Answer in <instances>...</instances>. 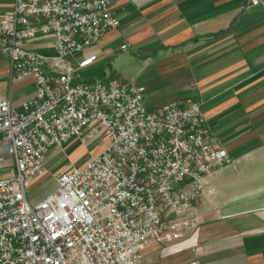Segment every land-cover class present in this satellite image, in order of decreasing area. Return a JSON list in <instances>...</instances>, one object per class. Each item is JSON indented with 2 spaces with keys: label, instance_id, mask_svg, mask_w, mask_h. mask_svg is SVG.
<instances>
[{
  "label": "built area",
  "instance_id": "2783aa9c",
  "mask_svg": "<svg viewBox=\"0 0 264 264\" xmlns=\"http://www.w3.org/2000/svg\"><path fill=\"white\" fill-rule=\"evenodd\" d=\"M113 4L13 0L0 16L10 80L34 84L17 104L0 98V264H135L150 241L178 239L193 226L195 199L232 163L214 146L199 100L148 108L143 85L77 78L96 58L79 56L84 48L119 25ZM47 36L52 54L31 47ZM99 130L103 148L30 202L48 151L74 137L85 145Z\"/></svg>",
  "mask_w": 264,
  "mask_h": 264
},
{
  "label": "crops",
  "instance_id": "0c3cea01",
  "mask_svg": "<svg viewBox=\"0 0 264 264\" xmlns=\"http://www.w3.org/2000/svg\"><path fill=\"white\" fill-rule=\"evenodd\" d=\"M12 1L0 0V16ZM111 11L119 25L84 48L79 56L96 58L76 69L77 78L83 72L88 80L115 75L143 85L148 108L199 100L214 146L232 159L195 199L193 226L178 239L150 241L135 264H263L264 4L114 0ZM51 41L39 37L30 45L52 54ZM33 91L29 79L10 80L9 59L0 49V98L17 104Z\"/></svg>",
  "mask_w": 264,
  "mask_h": 264
},
{
  "label": "rangeland",
  "instance_id": "374dc122",
  "mask_svg": "<svg viewBox=\"0 0 264 264\" xmlns=\"http://www.w3.org/2000/svg\"><path fill=\"white\" fill-rule=\"evenodd\" d=\"M80 75V80H88L85 72ZM93 78L99 79L103 77L94 76ZM101 131L99 130L85 145L81 144L77 137H74L67 141L62 148H51L46 154L44 162V166L49 173L29 187L27 194L29 201L36 202L51 192L56 187L55 177L58 174L71 166H80L81 164L79 163L82 159L101 145L99 144L102 137ZM4 164L11 165L12 161L5 162Z\"/></svg>",
  "mask_w": 264,
  "mask_h": 264
},
{
  "label": "water",
  "instance_id": "95a60500",
  "mask_svg": "<svg viewBox=\"0 0 264 264\" xmlns=\"http://www.w3.org/2000/svg\"><path fill=\"white\" fill-rule=\"evenodd\" d=\"M262 1V3L264 4V0H261Z\"/></svg>",
  "mask_w": 264,
  "mask_h": 264
}]
</instances>
